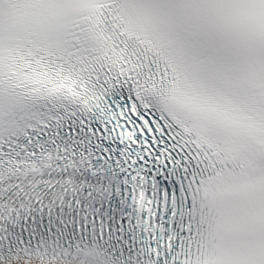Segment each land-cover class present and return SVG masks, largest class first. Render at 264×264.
<instances>
[{"label":"snow or ice","instance_id":"obj_1","mask_svg":"<svg viewBox=\"0 0 264 264\" xmlns=\"http://www.w3.org/2000/svg\"><path fill=\"white\" fill-rule=\"evenodd\" d=\"M0 264H264V0H0Z\"/></svg>","mask_w":264,"mask_h":264}]
</instances>
